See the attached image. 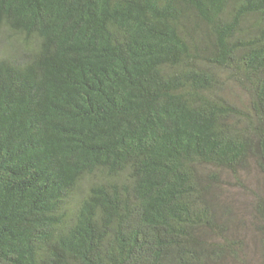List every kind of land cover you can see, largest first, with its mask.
I'll use <instances>...</instances> for the list:
<instances>
[{"label":"trees","instance_id":"obj_1","mask_svg":"<svg viewBox=\"0 0 264 264\" xmlns=\"http://www.w3.org/2000/svg\"><path fill=\"white\" fill-rule=\"evenodd\" d=\"M0 264H264V0H0Z\"/></svg>","mask_w":264,"mask_h":264},{"label":"rangeland","instance_id":"obj_2","mask_svg":"<svg viewBox=\"0 0 264 264\" xmlns=\"http://www.w3.org/2000/svg\"><path fill=\"white\" fill-rule=\"evenodd\" d=\"M233 193H234V196L236 197V198H241V199H249V197H248V195L247 194H245V193H242L241 191H238V189L237 188H233V191H232ZM250 196V195H249Z\"/></svg>","mask_w":264,"mask_h":264}]
</instances>
